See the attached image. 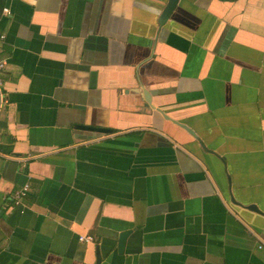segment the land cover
I'll use <instances>...</instances> for the list:
<instances>
[{
  "label": "crops",
  "instance_id": "1",
  "mask_svg": "<svg viewBox=\"0 0 264 264\" xmlns=\"http://www.w3.org/2000/svg\"><path fill=\"white\" fill-rule=\"evenodd\" d=\"M166 1L0 0V264H264V0Z\"/></svg>",
  "mask_w": 264,
  "mask_h": 264
},
{
  "label": "water",
  "instance_id": "2",
  "mask_svg": "<svg viewBox=\"0 0 264 264\" xmlns=\"http://www.w3.org/2000/svg\"><path fill=\"white\" fill-rule=\"evenodd\" d=\"M176 0H167L165 5L163 6L162 10L160 11L159 15H158V19L157 21L159 23H162L164 21V19L167 17V15L169 14V12L171 11L174 3ZM80 127L83 128H88V129H94V130H98V131H106L108 130V128H104V127H97V126H91V125H79ZM249 207L254 208L255 206H253V204H248ZM126 234V230L121 231L118 234L117 237V247L118 249H120L122 247L123 241H124V237ZM95 264L98 262L99 260V254L98 252H96V257H95Z\"/></svg>",
  "mask_w": 264,
  "mask_h": 264
},
{
  "label": "built area",
  "instance_id": "3",
  "mask_svg": "<svg viewBox=\"0 0 264 264\" xmlns=\"http://www.w3.org/2000/svg\"><path fill=\"white\" fill-rule=\"evenodd\" d=\"M2 10L4 12L7 11V9L5 7L2 8ZM0 37H2V34H0ZM4 59L3 58H0V98L2 96L1 94V84H2V69H3V66H4ZM28 189V185L27 183H23L19 188L13 190L12 192V198L14 199L15 202H17L19 200V198L25 194L26 190ZM79 239H82L84 241H90L92 240V236L90 234H84V235H79Z\"/></svg>",
  "mask_w": 264,
  "mask_h": 264
}]
</instances>
